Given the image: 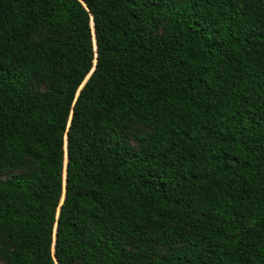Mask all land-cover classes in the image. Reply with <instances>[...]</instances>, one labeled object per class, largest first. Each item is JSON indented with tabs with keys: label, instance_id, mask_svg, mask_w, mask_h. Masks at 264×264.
Here are the masks:
<instances>
[{
	"label": "trees",
	"instance_id": "obj_1",
	"mask_svg": "<svg viewBox=\"0 0 264 264\" xmlns=\"http://www.w3.org/2000/svg\"><path fill=\"white\" fill-rule=\"evenodd\" d=\"M0 260L264 264V0H0Z\"/></svg>",
	"mask_w": 264,
	"mask_h": 264
},
{
	"label": "rangeland",
	"instance_id": "obj_2",
	"mask_svg": "<svg viewBox=\"0 0 264 264\" xmlns=\"http://www.w3.org/2000/svg\"><path fill=\"white\" fill-rule=\"evenodd\" d=\"M38 36H41V34H40V35H37V34L34 35V38H35V37H38ZM1 177L6 178V177H9V175H5V174H4V175H1ZM0 264H4L2 260H0Z\"/></svg>",
	"mask_w": 264,
	"mask_h": 264
}]
</instances>
